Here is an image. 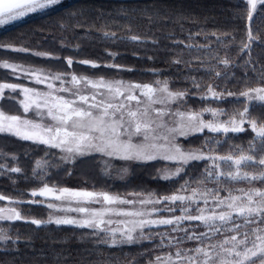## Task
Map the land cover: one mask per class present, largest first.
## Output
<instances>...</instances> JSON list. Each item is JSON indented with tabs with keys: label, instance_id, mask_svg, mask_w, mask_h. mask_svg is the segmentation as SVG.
Here are the masks:
<instances>
[{
	"label": "trees",
	"instance_id": "1",
	"mask_svg": "<svg viewBox=\"0 0 264 264\" xmlns=\"http://www.w3.org/2000/svg\"><path fill=\"white\" fill-rule=\"evenodd\" d=\"M249 11L244 0H74L0 33V85L26 82L12 75V68L3 67L4 62L46 66L66 75L118 76L142 85L166 81L172 90L185 93L177 100L182 109L201 113L206 119L219 116L224 121H244L242 131L203 130L182 138L183 147L206 156L186 164L175 177L162 180L158 177L160 165L150 162L134 165L126 181L103 182L105 187L155 196L161 202L154 201L148 209L158 219L199 215L206 205L209 209L218 205L216 196L264 190V180H231L218 175L235 171L231 161L217 159L229 155L234 159L253 156L252 162L241 165V171L250 176L264 172V166L257 163L264 159V137L251 127L253 121L257 126L264 124V101L243 97L251 89L264 87V5L257 4L252 13V41L246 29ZM8 93L6 88L2 102L20 104L21 97L17 102ZM5 111L33 123L39 121L32 110ZM43 147L35 139L0 132V196L5 197L0 206L9 204L21 215L19 220H0V236L5 237L0 240V264H159L158 256L174 258L178 250L191 256L192 249L209 243L202 235L209 231L208 226L198 220L146 227L145 238L132 243L122 242L124 238L118 234L122 240L115 244L105 231L57 224L50 199L32 193L48 183L78 187L81 182L74 174L82 170L84 159L75 160L71 171L66 163L60 168L50 163L45 172L39 160ZM49 149L55 162V152L60 150ZM14 168L19 171H12ZM193 193L203 197L209 193L208 202L192 201L188 195ZM172 195L186 199L175 203L164 199ZM234 219L243 224V218ZM252 227L255 225H243L241 231ZM193 233L200 239H189ZM209 235L215 242L231 233ZM139 236L140 231L134 237Z\"/></svg>",
	"mask_w": 264,
	"mask_h": 264
},
{
	"label": "snow or ice",
	"instance_id": "2",
	"mask_svg": "<svg viewBox=\"0 0 264 264\" xmlns=\"http://www.w3.org/2000/svg\"><path fill=\"white\" fill-rule=\"evenodd\" d=\"M56 3H58V0H0V25H5L10 21L24 17L28 13L36 12L39 9H44ZM258 3L264 5V0H247V4L250 5V11L246 17L248 22L246 29L249 41L255 38L251 31V26L254 23L252 13L255 12ZM133 39L136 38L134 37ZM19 50L23 51V49ZM223 62L227 64V61ZM67 63L71 66L72 60L69 59ZM83 63H88V61H83ZM3 67L13 68L9 64H4ZM13 70L15 69L13 68ZM55 78L60 79L59 76ZM71 81L73 84L81 83V80L75 75L71 77ZM37 82H40L39 77H37ZM84 83L90 85L92 89H105L107 94L105 95V93L97 91L88 96L76 91L71 92V95L73 97L78 96V100H69L52 96L51 93L43 95L39 92H34L33 95L37 99L32 100L29 97V102L24 105L25 112L29 111L33 104L37 109H40L42 105L39 100L42 98L43 107L47 108V115L54 122L53 126L42 128L40 124L22 119L20 116H10L0 112V132H9L25 140L35 139L40 143L62 148V150L68 153L80 155H84L89 151H96L109 157H117L124 160L148 161L159 157L166 160L179 159L184 163L191 159L202 158L200 155L185 154L179 148L175 149L177 155H173L170 154V150L164 145L154 143L157 139H166V137L154 135L155 128L153 125L156 121L150 116V105L163 103L161 100L154 99L157 92L156 88L150 85L139 84H130L125 87L123 82L113 84L107 83L104 80L92 81L85 79ZM48 87L52 88L53 85L48 84ZM2 88H10L15 91L17 86L5 84L0 86V90ZM134 89H140L141 96L145 100L135 95ZM60 91L70 90L60 89ZM159 91L166 92L168 97L182 95L169 92L166 84ZM23 92L27 96L32 90L24 88ZM252 93H255V97H252ZM98 95L101 97L100 99H97ZM243 95L264 101V87L251 89L249 92L243 93ZM132 101L136 102L135 110L130 105ZM151 112L158 117L164 115L163 110L151 109ZM189 119L196 120L197 117L192 115ZM240 123H243V121ZM240 123H237L235 120L230 121L229 125H214L200 122L197 127L226 133L228 131H242ZM251 127L258 136L264 137V124L257 126L256 122L253 121ZM134 138L136 142H134ZM217 159L231 161L235 165V171L230 170L226 173L221 171L218 173L220 176H225L231 180H264V172L259 176H250L247 172L241 171L242 164L254 160V157L251 155H240L235 159L229 155L218 157ZM257 163L264 166V159H259ZM12 171L18 172L19 169L14 168ZM209 175H213V173H209ZM239 191L243 192L242 196H233L229 192L227 198L215 197L214 202L216 204L226 206L230 211L212 212L207 215L204 214V211H201L199 215H186L176 217L175 219L130 220L128 224L131 227L125 226L120 233L125 237L122 242L132 243L137 238H145L143 229L146 227L153 225H175L177 222H182L185 219L198 220L208 226L209 231L202 235L208 237L209 243L206 246L192 249L191 251L194 255L191 256L182 254L179 250L175 253V259L171 255L166 260L158 256L156 259L159 264H179L181 260L185 261V264H264V190ZM52 192L51 188L45 187L41 192H33L32 195L45 196ZM203 195L206 197L209 193H204ZM64 197L74 198L78 203L81 201L96 202L109 206L135 203L134 201L124 200L107 193L97 194L90 191H69L67 188L63 189L59 195H56L55 199L61 200ZM4 199L5 197L0 196V200ZM164 199L175 203L177 201H184L186 198L182 195H172L164 197ZM144 202L152 201H142V203ZM156 202L159 203L161 201ZM207 202V199H205V203ZM70 210L86 213L89 218L83 221L58 219L56 223L79 224L81 227L88 226L99 231H106L107 229L102 226L112 223L110 219L105 220L106 216L142 217L145 215L142 211H128L119 208L112 209L110 207L97 211L80 206ZM185 211L187 212L188 209H185ZM234 216L243 218V224L237 223ZM19 219H21V215L15 209L6 210L0 208V220ZM31 223L39 224L40 221L32 220ZM243 225H255V227L249 228L247 231H241ZM138 229L140 230V236L134 237L133 233ZM215 232L222 235L224 233H231V235L211 242L209 233ZM114 236L115 232H113ZM4 238V236H0V240ZM188 238L199 240L200 236L193 233ZM112 243L115 244L116 240L113 239Z\"/></svg>",
	"mask_w": 264,
	"mask_h": 264
},
{
	"label": "rangeland",
	"instance_id": "3",
	"mask_svg": "<svg viewBox=\"0 0 264 264\" xmlns=\"http://www.w3.org/2000/svg\"><path fill=\"white\" fill-rule=\"evenodd\" d=\"M74 0H58V3L54 5H50L49 7H46L44 9H39L36 12H31L25 15L22 18H19L17 20L10 21L9 23L5 25H0V33L4 30H7L15 25L22 24L26 21H28L32 16L45 13L47 11H51L54 9H57L58 7L62 6L63 4L73 2ZM247 2V0H244ZM259 4V3H258ZM250 6V5H249ZM24 63V62H23ZM23 63H8L4 62V64L12 65L13 68L11 70L12 75H15V77L19 79H25L26 82L20 83V82H13L10 83V85H16L17 88L15 91L11 90L10 88H7L10 91V94L8 97L14 98L17 102L20 101L19 97H21L20 104L19 103H9L6 105L5 101L2 102V95L5 93L6 88H2L0 90V112H3L6 115H15L14 113L9 114L5 110L17 112V110L20 111L24 110L25 103L29 102V97L32 100H36L37 98L33 95L34 92H39L43 95H47L48 93H51L52 96L55 97H62L65 99H77V97H73L71 95V92L79 91L80 94L91 96L94 92H103L106 93L105 89H92L90 85L84 83V80H92V81H99L104 80L107 83H113L116 82H123V85L127 87L130 84H138L130 81L128 78L123 77H111V76H79L78 73L71 72L69 75H66L64 73L59 74L57 72H53L46 66H40V65H30V64H23ZM75 75L78 79L81 80V83L79 84H73L71 81V77ZM59 76L60 79H56L55 77ZM37 77H39L40 82H37ZM17 79V80H19ZM21 80V81H25ZM48 84H52L53 87L49 88ZM167 85L168 91L172 92L173 94H182V95H174L173 97H168L166 92L159 91L164 85ZM30 85V86H29ZM142 85V84H139ZM144 85H150L157 89V92L155 93L154 99L161 100L163 103H156L150 105V116L152 119L156 121V123L153 125L155 128L154 135L157 137H166V139H157L154 141V143L158 145H164L167 149L170 150V154L177 155L175 153V149L179 148L181 152L185 154H194V155H200L202 157L206 156L202 151L200 150H189L186 147H183L181 145V142L184 138L187 136H191L195 133L202 132L203 130H209L208 128H198L197 125L200 122L203 123H211V124H224L229 125V122L232 121H224L219 116H213L211 119H206L203 114L192 112L190 110L182 109L178 103L177 100L179 97H185V93L182 91H175L172 90L169 86V84L166 81H160L157 83H146ZM2 86V85H0ZM33 88H32V87ZM24 88L31 89L32 92L28 93L27 96L23 92ZM260 88V87H259ZM60 89H68L70 91H60ZM134 94L137 96H140L142 100H145L143 96H141V90L140 89H134ZM20 94V95H19ZM211 96H219L218 94L213 95V92H210ZM241 96V95H240ZM17 97V98H15ZM243 97H246L248 100H257L261 101L258 98H251L249 96L243 95ZM252 97H255V93H252ZM101 97L98 95L97 99H100ZM18 99V100H17ZM123 99V98H121ZM41 103V108L37 109L35 105L33 104L30 110L33 111V117H35L38 124L41 125L42 128H47L53 126L54 122L51 120V118L47 115V108L43 107V99L41 98L39 100ZM131 107L135 110L136 108V102L132 101L130 102ZM19 106V107H18ZM151 109L156 110H163L164 115L163 116H156L154 113L151 112ZM25 111V110H24ZM195 115L197 117L196 120H190L189 117ZM237 123H240L242 120H235ZM162 125V126H161ZM244 121L243 123H240V126L243 129ZM7 133L11 136H15L12 133L9 132H3ZM20 138V137H19ZM183 138V139H182ZM38 141V140H37ZM134 142H136L134 138ZM44 144V143H43ZM49 144H44V152L42 153V156L39 158V160H42L41 163V170H44L45 172L48 171L50 168V163L54 164L56 168H60L62 166V163H66V165L70 168V171L73 170V163L75 160H81L84 159V162L81 163L82 170L75 172V177L82 183L79 184L76 188H68V187H62L58 186L53 183H48L45 185V187L51 188L53 190L52 193L47 194L45 196H39L41 199L46 200V198L50 201L51 207H53L52 210V217L55 219H74L77 221H83L88 219V215L86 213H79L76 211H71L70 209L77 208L80 206L87 207L90 210H103L104 208H112V209H122V210H128V211H142L145 213L142 217H122V216H115V215H109L105 217V220H111V224H105L102 227L106 230L105 232L111 236V238L115 240H120L121 238L117 235L119 234L122 239L125 237L122 236L120 233L124 229L125 226L131 227L130 224H128V221L130 220H157V217H154L153 214L155 213L154 210H149L148 207L153 204L154 201H156V197L152 194L143 193V192H137V190H131L126 191L122 188H116L113 189L110 186L105 187L103 186V182L106 181V179H111L113 181H119L124 180L126 181L130 176V171L133 168L134 165H140V164H146L150 162H155L156 164L160 165L158 177H161L162 180L170 179L172 177L177 176L184 168L186 164L189 162L195 160L191 159L188 160L186 163L177 160H166L162 158H157L154 160H148V161H141V160H124L117 157H109L104 155L103 153H99L96 151H89L86 152L84 155H80L77 153H68L62 148H59L60 151L55 152V162H53V156H51L50 153L51 150H48L47 146ZM60 157V158H58ZM65 160V161H62ZM88 161V162H86ZM64 176L65 173L63 172ZM167 177V178H165ZM105 185V184H104ZM44 187V188H45ZM43 188V189H44ZM67 188L69 191H90L97 194L100 193H107L112 196H118L121 199L128 200V201H134L135 203L132 204H115V205H106L103 203H96V202H77L74 198L70 197H64L61 200L55 199L56 195H59L60 192ZM43 189L38 190L37 192H41ZM188 198H190L192 201H198V200H205L206 198L203 197L201 194L194 193L192 195H188ZM226 198V197H221ZM142 201H152V202H144ZM207 206V205H206ZM203 207L201 211H204V214H210L212 212H223V211H230L226 206H220L215 205L211 206L212 209H209L208 207ZM0 208L3 209H14L13 206L11 207L9 204L5 206H0ZM17 209V208H16ZM200 211V212H201ZM140 230L138 229L135 233H133L134 236L137 235V233ZM113 232H115V236L113 237ZM121 239V240H122ZM223 239V238H221ZM194 255V254H190ZM165 258L164 260H166ZM175 259V257L173 258ZM179 264H185V261L181 260L179 261Z\"/></svg>",
	"mask_w": 264,
	"mask_h": 264
}]
</instances>
